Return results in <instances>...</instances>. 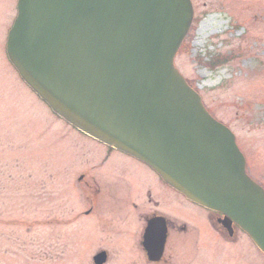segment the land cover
Wrapping results in <instances>:
<instances>
[{"label": "water", "instance_id": "95a60500", "mask_svg": "<svg viewBox=\"0 0 264 264\" xmlns=\"http://www.w3.org/2000/svg\"><path fill=\"white\" fill-rule=\"evenodd\" d=\"M193 21L191 0H19L6 52L56 116L145 163L264 254V189L235 134L175 67ZM154 225L145 246L157 262L165 237L150 243Z\"/></svg>", "mask_w": 264, "mask_h": 264}, {"label": "rangeland", "instance_id": "374dc122", "mask_svg": "<svg viewBox=\"0 0 264 264\" xmlns=\"http://www.w3.org/2000/svg\"><path fill=\"white\" fill-rule=\"evenodd\" d=\"M191 1L194 21L175 67L207 111L235 134L248 175L264 189V0ZM0 13V264H92L100 249L114 262L148 264L133 243V230L91 243L83 219L73 225L83 207L79 202L74 210L75 179L84 166L74 148L86 145L96 162L101 148L57 117L21 79L6 52L15 0H0ZM213 60L224 63L214 68ZM172 214L206 227L191 206H175ZM227 246L222 264H264L242 233Z\"/></svg>", "mask_w": 264, "mask_h": 264}, {"label": "flooded vegetation", "instance_id": "af4514ba", "mask_svg": "<svg viewBox=\"0 0 264 264\" xmlns=\"http://www.w3.org/2000/svg\"><path fill=\"white\" fill-rule=\"evenodd\" d=\"M17 4L15 0L16 16L12 23L17 17ZM74 130L101 148L102 160L98 162L86 145L74 148L75 156L84 161L83 170L75 179L74 210L80 202L83 211L75 214L72 223L77 225L83 219L82 223L92 232L91 243L109 241L127 229L134 231L133 243L148 264H222L225 260L221 254L227 250V244L236 241L239 233L246 235L220 213L187 199L145 163ZM182 205L197 209L206 227L199 229L173 217V208ZM151 223H155V240L152 238L150 243L159 244L161 237H165L163 255L157 262L150 260L145 246ZM103 252L104 264H125L111 260L109 252L103 249L91 257L92 264H97V256Z\"/></svg>", "mask_w": 264, "mask_h": 264}, {"label": "trees", "instance_id": "16d2710c", "mask_svg": "<svg viewBox=\"0 0 264 264\" xmlns=\"http://www.w3.org/2000/svg\"><path fill=\"white\" fill-rule=\"evenodd\" d=\"M213 62H214V63H213L212 66H213L214 68H216V67L220 66L222 63H224V61H221V60H220V61H219V60H218V61L213 60ZM217 65H218V66H217Z\"/></svg>", "mask_w": 264, "mask_h": 264}]
</instances>
